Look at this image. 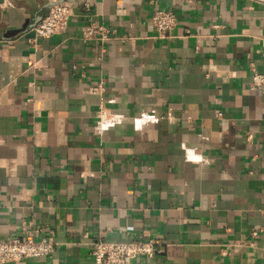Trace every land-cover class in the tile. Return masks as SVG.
Listing matches in <instances>:
<instances>
[{"label":"crops","instance_id":"1","mask_svg":"<svg viewBox=\"0 0 264 264\" xmlns=\"http://www.w3.org/2000/svg\"><path fill=\"white\" fill-rule=\"evenodd\" d=\"M53 1L0 0V239L55 241L10 264L137 238L162 253L136 264H264V0H67L36 37ZM155 8L176 15L161 36Z\"/></svg>","mask_w":264,"mask_h":264},{"label":"built area","instance_id":"2","mask_svg":"<svg viewBox=\"0 0 264 264\" xmlns=\"http://www.w3.org/2000/svg\"><path fill=\"white\" fill-rule=\"evenodd\" d=\"M72 13V5L67 0H55L49 6L46 14L34 27L36 37L47 38L66 28L67 21ZM151 23L158 35L174 27L176 15L169 10L155 8L151 14ZM98 37L100 40L108 39L105 27L94 24L85 25L82 31L83 39ZM250 88H264V73H253L249 83ZM105 87L103 81L91 88L92 93L100 96L98 107V121L96 129H100L102 118L106 116L102 94ZM116 118L115 120H117ZM24 230V227L21 228ZM55 246L52 236L31 235L22 237L12 236L0 239V264H10L20 260L33 259L50 254ZM162 253V248L153 239H120L94 241L89 254L92 264H136L141 257L152 258Z\"/></svg>","mask_w":264,"mask_h":264}]
</instances>
